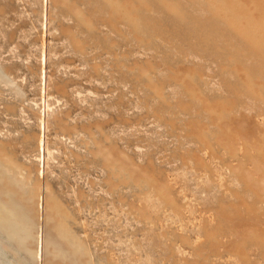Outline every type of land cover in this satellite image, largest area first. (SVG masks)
Segmentation results:
<instances>
[{"label":"rangeland","instance_id":"rangeland-1","mask_svg":"<svg viewBox=\"0 0 264 264\" xmlns=\"http://www.w3.org/2000/svg\"><path fill=\"white\" fill-rule=\"evenodd\" d=\"M0 264H264V0H0Z\"/></svg>","mask_w":264,"mask_h":264},{"label":"bare ground","instance_id":"bare-ground-1","mask_svg":"<svg viewBox=\"0 0 264 264\" xmlns=\"http://www.w3.org/2000/svg\"><path fill=\"white\" fill-rule=\"evenodd\" d=\"M41 250V249H40Z\"/></svg>","mask_w":264,"mask_h":264}]
</instances>
